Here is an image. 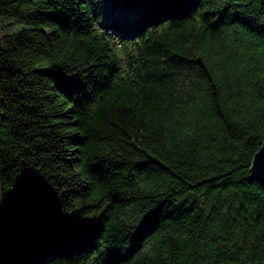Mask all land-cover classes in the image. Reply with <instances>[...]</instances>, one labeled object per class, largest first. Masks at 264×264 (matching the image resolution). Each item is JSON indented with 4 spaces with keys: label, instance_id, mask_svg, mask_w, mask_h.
<instances>
[{
    "label": "trees",
    "instance_id": "16d2710c",
    "mask_svg": "<svg viewBox=\"0 0 264 264\" xmlns=\"http://www.w3.org/2000/svg\"><path fill=\"white\" fill-rule=\"evenodd\" d=\"M264 0H0V264H264Z\"/></svg>",
    "mask_w": 264,
    "mask_h": 264
},
{
    "label": "water",
    "instance_id": "95a60500",
    "mask_svg": "<svg viewBox=\"0 0 264 264\" xmlns=\"http://www.w3.org/2000/svg\"><path fill=\"white\" fill-rule=\"evenodd\" d=\"M249 170L251 176L264 186V141L253 154Z\"/></svg>",
    "mask_w": 264,
    "mask_h": 264
}]
</instances>
